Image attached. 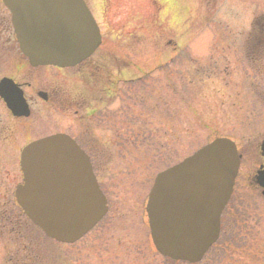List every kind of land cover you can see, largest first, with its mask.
Here are the masks:
<instances>
[{"label":"rangeland","instance_id":"374dc122","mask_svg":"<svg viewBox=\"0 0 264 264\" xmlns=\"http://www.w3.org/2000/svg\"><path fill=\"white\" fill-rule=\"evenodd\" d=\"M86 2L102 45L78 68L59 74L43 68L38 77L65 98L82 95L88 102L99 93L117 95L111 104H105L107 99L104 105L100 102L99 110L88 119L80 116L83 111L72 116L65 107L50 113V124L73 136L79 138L86 129L84 125L90 130L83 144L87 142L86 149L92 154L98 152L90 162L108 199V212L71 247L51 244V253L40 248L44 252L39 255L40 263L63 264L66 256L71 264H169L154 252L144 213L155 176L214 138L229 139L241 156L234 198L244 191L238 187L255 169L257 146L264 138V74H260L264 70V0ZM2 10L0 22L7 28L0 38L5 43H15ZM119 34L130 40L126 41L130 44L127 50L122 47L128 45L118 44ZM8 52L11 58H0L3 76L8 74V62L19 58L15 51ZM116 72H136L135 77L140 75L144 81L127 82L131 78L124 75L121 77L127 81L115 85ZM140 72H147V76ZM109 82L114 84L113 89ZM69 102L72 107L77 103ZM4 110L0 101V213L18 220L20 213L13 193L22 183L19 152L32 138L22 134L19 126H14L17 122H11ZM3 127L13 133L9 135ZM244 207L246 213L237 211L231 223L245 221L241 228L237 226L243 235L241 242L255 246L257 242L250 235L258 233L264 241V208H259L250 192ZM3 227L0 226V264H13L10 262L17 246L12 238L4 236L7 230ZM233 229H225L227 242ZM221 239V249L208 252L199 264H228L227 255L232 250L228 251L230 244L225 247L227 251L223 250L226 240ZM232 253L239 258L241 252ZM245 259L246 263L241 264H256L250 257Z\"/></svg>","mask_w":264,"mask_h":264},{"label":"water","instance_id":"95a60500","mask_svg":"<svg viewBox=\"0 0 264 264\" xmlns=\"http://www.w3.org/2000/svg\"><path fill=\"white\" fill-rule=\"evenodd\" d=\"M1 1L10 12L19 51L33 67L74 66L100 43L82 0ZM261 150L264 155V140ZM238 165L234 144L219 138L155 177L146 213L159 254L190 264L201 260L217 240L219 215ZM20 171L23 179L14 191L16 203L49 239L71 244L106 211L88 159L65 136H51L25 147Z\"/></svg>","mask_w":264,"mask_h":264},{"label":"flooded vegetation","instance_id":"af4514ba","mask_svg":"<svg viewBox=\"0 0 264 264\" xmlns=\"http://www.w3.org/2000/svg\"><path fill=\"white\" fill-rule=\"evenodd\" d=\"M84 2L87 4L86 0H84ZM1 8L3 7L1 6V3H0V11L2 10ZM2 13L4 14L3 19L7 20L9 24V19H7V16H8L7 11L4 9V11L2 10ZM6 28H7V25L0 22V35L4 34L2 31H5ZM118 33L119 32H116V35ZM120 36H121L120 34L117 36L118 44L128 45L126 47H122V49L127 50V48L130 47V44L126 43V41L130 42V40L122 39L120 38ZM3 41L4 40L0 38V58H2L3 56H7V57L9 56V58H11V54L8 51L10 52L15 51L17 53L16 56L19 57L18 60L13 61V62H8V60L4 61V62H8V64L5 66L6 69L8 70V74H5L4 76L3 74L0 75L1 76L0 80L8 79L15 85L14 87L13 86L10 87V89L12 90V93L9 94V100L12 106V111L11 110L9 111L0 99V101L5 106V110H4L5 113H7L11 118L10 121L17 122V126L13 123L14 126L15 127L19 126L18 128H20V131L22 134H26L27 137L32 138L31 140L27 139L28 143L44 138V137H47L49 135L63 134L69 137L70 139H72L76 143V145L79 147V149L83 151V153L87 156L89 160L93 159L92 155L93 154L97 155L98 152L95 150L92 154L91 152L92 150L86 149L87 148L86 146H88L87 142L85 143L86 145L83 144L84 143L83 141L88 136V133L90 131V130L88 131L87 125H84V128H86L87 130L86 129L82 130L78 138V136H73L66 129L64 130L57 129L54 126H52L50 124V113L59 111L61 110L62 107H65V110L71 113L72 116L73 114H77L83 111L84 115L80 114V116L88 119V117L94 116L95 113L99 110L100 102L104 105L103 101L104 99H107L105 101V104H111L113 99L115 100L118 98L117 95H115L118 93H114L113 95L115 96H111V95L104 96L103 93H99L96 96H92L91 100L88 102L86 100L85 101L83 100L82 95H78L74 97L70 96L71 98H67V97L65 98L66 95L63 96L55 88L49 86L48 84L44 85L41 79H39L38 74H40V70L43 68L50 69L56 72L57 74H59L60 72L64 70L76 69L78 68L79 65L72 67V68H66V69H60L56 67L33 68L28 64L27 60L18 52L16 48V44L13 41L12 43H10L11 40H8V42L6 43ZM102 42H101V45H102ZM9 44H11V46H8ZM7 46L9 49L7 48ZM6 53L9 55H7ZM127 66H130V65H127ZM135 69H136V65L132 67L133 71ZM140 73H143L142 74L143 77L147 76V72H140ZM124 75H127L128 77H130L131 80L127 81L125 78L121 77ZM135 75H136V72H126V73H120V74L116 72V78L113 82L115 85H118L120 83L123 84L124 81L132 82L135 84H139L140 82L144 81V80H141V78H139L140 75L138 76V78L135 77ZM29 79L32 80L33 82H29ZM111 84L112 86H110V88L113 89L114 84L113 83ZM69 101H76L78 104L76 103L72 107ZM38 104H39V107L37 106ZM146 107L147 106H145V111L147 115ZM85 118H84V121H87V119ZM3 130L9 135L13 133V131L6 129L4 127H3ZM31 134H33L34 136L31 137ZM256 153H257V163L255 166V169L249 175L246 176V180H245L246 183L244 182L243 186L240 185L238 187L239 191H243V190L244 191L241 194L238 193L237 196L234 198L233 192L238 186V185L237 186L235 185L236 188L233 189L231 197L221 213L220 221L224 222L225 220H227L228 222H231L234 213H237V211L239 210H242L243 212H245L244 204L246 200V195L249 192L253 196V201H255V203H258L259 208L263 210L264 208V157L261 156L260 154L259 144L257 146ZM92 171L94 173L95 179L97 181V184L100 190L103 192V194L106 197L105 191L99 182L98 176L93 170V166H92ZM232 198H234V205H232V202H231ZM242 203H244L243 207L241 206ZM107 205H108V199H107ZM254 216L257 217V213H255ZM227 226L230 228L229 224ZM230 250H232V252L235 251V249L233 248L228 249V251ZM241 251L242 253L246 254V249L243 248V250ZM258 251H259L260 257L262 258V259H259L260 263L264 264V247L258 248L257 252ZM232 252H229L228 254V256H230L229 264H233L232 260H234L233 256H235V254H233Z\"/></svg>","mask_w":264,"mask_h":264},{"label":"trees","instance_id":"16d2710c","mask_svg":"<svg viewBox=\"0 0 264 264\" xmlns=\"http://www.w3.org/2000/svg\"><path fill=\"white\" fill-rule=\"evenodd\" d=\"M3 215L5 214L0 213V226L4 225L3 228L7 230L6 235L4 236L12 238L14 242L13 245L17 246V252H15V254L13 253L14 258L11 262H13V264H41L39 255H43L44 252L40 248L49 249V253H51L52 243L49 240L45 239L42 234L23 217L21 213L18 220L11 218L8 214L7 216L5 215L6 223L2 218ZM36 235H38V237H36ZM42 261H44L43 257ZM62 263L68 264L64 260L62 261Z\"/></svg>","mask_w":264,"mask_h":264}]
</instances>
